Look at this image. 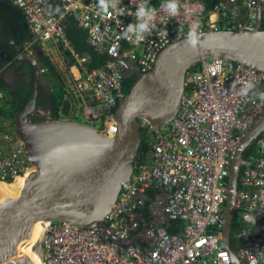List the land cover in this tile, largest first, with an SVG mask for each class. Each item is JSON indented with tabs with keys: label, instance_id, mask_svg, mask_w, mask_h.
<instances>
[{
	"label": "built area",
	"instance_id": "2783aa9c",
	"mask_svg": "<svg viewBox=\"0 0 264 264\" xmlns=\"http://www.w3.org/2000/svg\"><path fill=\"white\" fill-rule=\"evenodd\" d=\"M0 1L14 5L23 17L30 34L25 52L47 46L64 64L68 77L66 83L63 79V95L70 107L59 110L58 119L73 121L70 117L80 114L108 137L116 132L115 110L128 92L118 59L146 73L160 51L187 37L193 24L198 34L237 27L235 12L224 1L207 12L201 0H178V14L172 16L164 8L167 0H117V8L108 9L110 17L101 11L99 0H50L57 13L46 0ZM259 1L263 26L264 0H228L245 6L244 23L249 26L257 19ZM141 6L155 15L150 32L137 43L126 30L141 22L136 16ZM213 13L220 19H212ZM68 17L86 32L91 50L107 57L101 67L87 69L88 56L78 53L66 34ZM249 81L255 91L264 92V72L241 63L204 60L187 71L173 119L164 126L140 120L131 175L104 219L121 241L143 229L139 243L123 247L98 229L50 221L42 240L43 264H232L222 238L227 176L236 148L264 110L257 96L239 95ZM3 99L0 89V103ZM32 171L22 142L0 115V182L25 179ZM236 210L242 211L236 256L242 264H264V129L240 171ZM171 221L179 224L177 232L168 231Z\"/></svg>",
	"mask_w": 264,
	"mask_h": 264
},
{
	"label": "water",
	"instance_id": "95a60500",
	"mask_svg": "<svg viewBox=\"0 0 264 264\" xmlns=\"http://www.w3.org/2000/svg\"><path fill=\"white\" fill-rule=\"evenodd\" d=\"M46 1L54 12L59 11L56 4ZM224 6L235 10L228 0H224ZM238 9L243 15L237 18L235 29L200 33V44L195 50L186 43L187 37L172 42L160 51L154 67L146 73L117 60L136 79L118 102L116 132L112 137L71 120L31 121L30 116L37 109L41 72L31 53L20 52L13 45V54L33 70L30 96L13 114V128L34 171L24 180L20 202L0 198V264H35L30 227L33 220L40 218L98 229L123 247L139 243L137 238L143 229L134 238L121 241L104 219L131 175L140 146V120L159 126L168 124L179 109L187 71L204 60L236 62L264 72L260 1L253 25L244 23L245 6L240 4ZM263 129L264 110L245 132L230 162L222 238L232 264H242L231 246V224L236 212L238 178L245 163L244 151Z\"/></svg>",
	"mask_w": 264,
	"mask_h": 264
},
{
	"label": "trees",
	"instance_id": "16d2710c",
	"mask_svg": "<svg viewBox=\"0 0 264 264\" xmlns=\"http://www.w3.org/2000/svg\"><path fill=\"white\" fill-rule=\"evenodd\" d=\"M205 4V8L208 11L212 10L215 5L219 2H223L224 0H201ZM23 19V18H22ZM64 26L66 30V34L75 48V50L80 53L87 55L89 61L86 64L87 69L92 70L99 68L103 65L106 60V56L94 53L88 42H87V35L86 32L80 29L74 20L70 17L66 18L64 21ZM263 28H264V19H263ZM30 39V34L27 31V35L25 40ZM39 68L45 69V72L41 73V78L39 79L38 89H39V97L37 103V109L35 111L41 110L48 113V117L52 119H58L60 117L59 110L63 112H67L68 108L70 107L69 101L64 100L63 95V77L60 73L56 70L53 63L50 59L42 54L39 55L38 58ZM12 67V63L10 64ZM29 68V77L32 78V67L30 65L26 66ZM136 77L133 75L128 79L124 80L126 90L128 91L131 87L132 83L135 81ZM41 81H44L46 84L50 83L51 87L49 88L48 92L44 93L43 86ZM20 89L19 91L13 90L9 88V86L5 82H0V89L5 93V99L2 100L0 106V115L5 120H10L13 123V114L19 109V107L29 98L30 96V83L27 82L25 84H19ZM254 149V143L251 147L247 148L244 151V158L252 152ZM6 186H10L8 184H4ZM148 203V201H147ZM168 231L169 232H177L180 229V226L177 222L171 221L168 223ZM240 219L237 218L236 212L232 220L231 224V246L233 249L237 246L236 241V234L240 229Z\"/></svg>",
	"mask_w": 264,
	"mask_h": 264
},
{
	"label": "flooded vegetation",
	"instance_id": "af4514ba",
	"mask_svg": "<svg viewBox=\"0 0 264 264\" xmlns=\"http://www.w3.org/2000/svg\"><path fill=\"white\" fill-rule=\"evenodd\" d=\"M5 2L4 4H7ZM5 7V14L0 15V59L1 58H12V73L14 76L13 82L9 85V88L19 91V84L30 83L31 79L29 77V68L26 67L29 64L23 60H18L13 54V45L19 48L20 52H23V45L25 37L27 35L26 25L19 13L14 11L11 7ZM8 38V39H6ZM31 52L32 56L36 59L38 65V58L41 52L34 46ZM129 65V64H128ZM133 66V65H130ZM31 67V66H30ZM132 74L124 73V78L128 79ZM10 128L14 131L13 125L10 121Z\"/></svg>",
	"mask_w": 264,
	"mask_h": 264
},
{
	"label": "clouds",
	"instance_id": "9594fccd",
	"mask_svg": "<svg viewBox=\"0 0 264 264\" xmlns=\"http://www.w3.org/2000/svg\"><path fill=\"white\" fill-rule=\"evenodd\" d=\"M99 7L101 11L107 14L109 17L111 13L108 12L109 7L116 9L117 0H99ZM164 8L172 15L176 16L179 10L178 0H167V3L164 5ZM120 13L123 14L124 9H119ZM154 10L147 7L141 6L136 12L137 18L141 21L136 25H129L126 30V35L128 33L134 34L136 42L139 43L145 39V33L150 32V22L154 19ZM198 25L193 24L192 28L188 32L186 43L192 48L196 49L200 44L199 34L197 32ZM167 35V33H165ZM234 87V85H233ZM256 85L251 81L246 82L244 86L239 90V95L242 97H248L250 93L257 96L259 99L264 101V92L255 91Z\"/></svg>",
	"mask_w": 264,
	"mask_h": 264
},
{
	"label": "rangeland",
	"instance_id": "374dc122",
	"mask_svg": "<svg viewBox=\"0 0 264 264\" xmlns=\"http://www.w3.org/2000/svg\"><path fill=\"white\" fill-rule=\"evenodd\" d=\"M35 47H36L37 50L42 52V54L46 55L50 59V61L53 63V65L55 66L56 70L58 71V73L61 74V76L63 77V79L65 80V83H66L68 76H67V72H66V70L64 68V64L60 60L61 58L59 56H57L56 54H53L50 51L49 47H47V46L45 47V46H40L39 45V46H35ZM11 59L12 58H6V57L0 59V82L3 81V82H5L6 84H9V85L13 82V79H14V76H13V73H12V68L10 67V64L12 63ZM41 84L43 86V90L42 91L44 93L48 92L49 88L51 87V84L50 83L46 84L44 81H41ZM0 106H1V103H0ZM70 118L73 119V121H75V122L80 121L82 123L85 122V124L86 123L89 124V125L91 124L89 121H86L80 114L77 115L76 118H72V117H70ZM30 120L33 121V122L49 120L48 113L44 112V111H41V110L35 111L30 116ZM6 122H7V124L9 126L11 125L10 124V120H6ZM7 184L10 185V186L3 185V188L5 190H12V191H15L14 193L20 194L19 192H17V191H20V188L18 187V183L12 184V182H11V183H7ZM241 213H242V211L236 210L237 218H240Z\"/></svg>",
	"mask_w": 264,
	"mask_h": 264
},
{
	"label": "bare ground",
	"instance_id": "6f19581e",
	"mask_svg": "<svg viewBox=\"0 0 264 264\" xmlns=\"http://www.w3.org/2000/svg\"><path fill=\"white\" fill-rule=\"evenodd\" d=\"M24 180L25 179L23 178H18L14 182H12V184L18 183V187L20 188V191H17V192L19 193H21L22 187L24 185ZM4 184H7V183L0 182V198H3L5 200H10L15 203L20 202V194L14 193L15 191H12V190H5L3 188ZM49 223H50L49 220L40 218L37 220H33L31 224L30 231H31V237H32V242H33L35 264H43L42 240H43L44 233Z\"/></svg>",
	"mask_w": 264,
	"mask_h": 264
},
{
	"label": "crops",
	"instance_id": "0c3cea01",
	"mask_svg": "<svg viewBox=\"0 0 264 264\" xmlns=\"http://www.w3.org/2000/svg\"><path fill=\"white\" fill-rule=\"evenodd\" d=\"M4 3H5V2L0 1V15L5 14V7H4V6L11 7L14 11H16L17 13H19V14L21 15L20 11H19L14 5H12V4H10V3H7V4H4ZM239 5H240V4H233V7L235 8V10H230V11H234V12H235L236 19L239 18V16L243 15V12H242L241 10L238 9ZM21 17H22V15H21ZM211 17H212V19H214V20H215V19H220V15H218V14H216V13H213ZM22 18H23V17H22ZM23 21H24V20H23ZM24 23H25V22H24ZM78 122H79V123H82V122H80V121H78ZM83 124H85V122H84Z\"/></svg>",
	"mask_w": 264,
	"mask_h": 264
}]
</instances>
